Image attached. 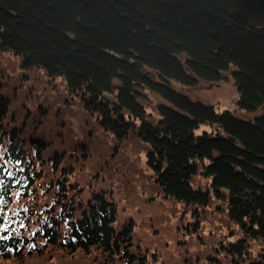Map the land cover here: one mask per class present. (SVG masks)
I'll return each mask as SVG.
<instances>
[{
	"label": "trees",
	"instance_id": "obj_1",
	"mask_svg": "<svg viewBox=\"0 0 264 264\" xmlns=\"http://www.w3.org/2000/svg\"><path fill=\"white\" fill-rule=\"evenodd\" d=\"M233 7V0H0V51L19 56L27 71L43 68L55 89L59 79L92 120L90 137L97 131L115 141L101 150L92 139L79 144L87 160L91 150L107 159L130 141L142 146L154 184L185 212L175 233L199 241L204 212L219 207L237 238L209 253L212 264H264V113L218 112L171 84L194 87L230 72L241 108L264 105V25L237 22ZM8 108L3 99L0 264L43 262L46 251L64 264H155L135 221L115 224L116 201L98 191L85 198L75 155L42 136L22 137ZM202 123L215 133L195 134ZM195 174L208 177L209 188L194 187ZM189 245L181 249L194 257Z\"/></svg>",
	"mask_w": 264,
	"mask_h": 264
},
{
	"label": "rangeland",
	"instance_id": "obj_2",
	"mask_svg": "<svg viewBox=\"0 0 264 264\" xmlns=\"http://www.w3.org/2000/svg\"><path fill=\"white\" fill-rule=\"evenodd\" d=\"M48 77L44 74L43 68L36 72L27 71L20 65L19 56L9 51H0V102L6 99L9 105V121L13 126L20 128L18 133L24 138L42 136L57 150L73 153L75 156L71 159V164L76 167L75 176L82 186L81 192H84L85 198L98 191L116 201L118 221L115 224L133 219L136 239L142 243L144 249L148 248L154 253L151 259L155 264H163L164 261L167 264L175 262L181 264L180 259L194 260L196 256L204 264L216 263L215 258L211 256L213 254L209 253L237 238L235 226L222 211H219V207L216 209L213 204L204 212L199 241L195 239L190 242L191 237L184 236L181 231L175 233V228L185 212L179 203L175 204L163 196L161 190L154 184L152 170L146 164L145 150L142 146L130 141L129 145L124 146L123 153L107 159L91 150L94 157L87 160L82 155L79 144L90 145L92 139L101 150L114 146L115 141L107 134L97 131L90 137L88 130L91 127L88 125H93L92 120L89 119L88 123L79 102L65 93L59 79L56 80L55 89ZM171 84L189 98L213 105L218 112L228 110L244 119H253L254 116L264 113V105L251 110L238 105L239 94L230 72L219 80L200 82L194 87L181 85L175 81ZM68 98L73 103H68L71 105L69 109L66 107L61 110L63 103L67 106ZM203 130L215 133L214 127L202 123L195 129V134H200ZM191 184L207 189L209 178L195 174ZM191 226L189 224L190 228ZM170 232L172 234H168ZM187 241L190 244L188 247H194V257L186 252V248L181 249L186 246ZM258 248L256 244L254 250ZM46 253L44 263L39 259L35 260L34 257H29V263L64 264L53 254L48 256V251ZM156 255L158 258L155 260ZM217 255L221 257V253ZM73 260L76 264L79 258ZM245 264H249V261L245 260Z\"/></svg>",
	"mask_w": 264,
	"mask_h": 264
},
{
	"label": "water",
	"instance_id": "obj_3",
	"mask_svg": "<svg viewBox=\"0 0 264 264\" xmlns=\"http://www.w3.org/2000/svg\"><path fill=\"white\" fill-rule=\"evenodd\" d=\"M231 16L248 26L264 25V0H233Z\"/></svg>",
	"mask_w": 264,
	"mask_h": 264
}]
</instances>
